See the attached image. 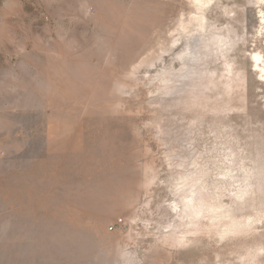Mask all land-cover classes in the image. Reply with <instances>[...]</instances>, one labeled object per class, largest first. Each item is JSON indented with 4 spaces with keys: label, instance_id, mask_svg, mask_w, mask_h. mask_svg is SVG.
<instances>
[{
    "label": "rangeland",
    "instance_id": "1",
    "mask_svg": "<svg viewBox=\"0 0 264 264\" xmlns=\"http://www.w3.org/2000/svg\"><path fill=\"white\" fill-rule=\"evenodd\" d=\"M263 68L264 0H0V264H264Z\"/></svg>",
    "mask_w": 264,
    "mask_h": 264
},
{
    "label": "bare ground",
    "instance_id": "2",
    "mask_svg": "<svg viewBox=\"0 0 264 264\" xmlns=\"http://www.w3.org/2000/svg\"><path fill=\"white\" fill-rule=\"evenodd\" d=\"M202 1L203 0H196V2H197V7L199 8L200 6H201V4H202ZM197 10H200V9H197ZM195 19V21H202L203 23H204V18L201 20V18H200V16L199 17H196V18H194ZM199 22V23H200ZM199 23H196V24H199ZM182 24V23H181ZM197 27V26H196ZM187 30V29H186ZM189 30V29H188ZM187 31H185V33H186ZM184 33V32H183ZM189 33V32H188ZM194 44V43H193ZM172 48V47H171ZM174 48V47H173ZM186 58V57H185ZM184 59V58H183ZM253 59H254V61H255V64H256V66H257V68L258 69H261V67L260 66H258V64H259V62L261 61V58H260V56L259 55H254V57H253ZM186 60V59H185ZM193 61V60H192ZM261 63H263V62H261ZM261 65V64H260ZM264 69V68H263ZM262 69V72H264V70Z\"/></svg>",
    "mask_w": 264,
    "mask_h": 264
},
{
    "label": "built area",
    "instance_id": "3",
    "mask_svg": "<svg viewBox=\"0 0 264 264\" xmlns=\"http://www.w3.org/2000/svg\"><path fill=\"white\" fill-rule=\"evenodd\" d=\"M123 226V220H118L114 225H111L109 228V231L112 232L116 227H122Z\"/></svg>",
    "mask_w": 264,
    "mask_h": 264
}]
</instances>
